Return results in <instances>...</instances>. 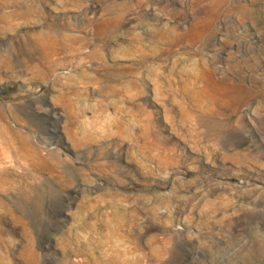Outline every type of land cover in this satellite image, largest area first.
I'll return each instance as SVG.
<instances>
[{"label": "rangeland", "instance_id": "rangeland-1", "mask_svg": "<svg viewBox=\"0 0 264 264\" xmlns=\"http://www.w3.org/2000/svg\"><path fill=\"white\" fill-rule=\"evenodd\" d=\"M2 14L0 264H264V0Z\"/></svg>", "mask_w": 264, "mask_h": 264}, {"label": "bare ground", "instance_id": "bare-ground-1", "mask_svg": "<svg viewBox=\"0 0 264 264\" xmlns=\"http://www.w3.org/2000/svg\"><path fill=\"white\" fill-rule=\"evenodd\" d=\"M0 4L2 6L7 5V4H12V5H18L19 4V0H0ZM8 16H6L5 14L0 15V19H7Z\"/></svg>", "mask_w": 264, "mask_h": 264}]
</instances>
